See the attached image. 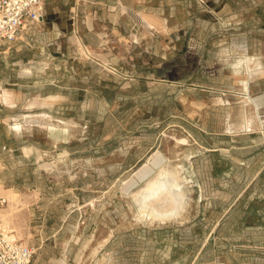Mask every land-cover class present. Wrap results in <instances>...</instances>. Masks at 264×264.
<instances>
[{
    "label": "rangeland",
    "instance_id": "rangeland-1",
    "mask_svg": "<svg viewBox=\"0 0 264 264\" xmlns=\"http://www.w3.org/2000/svg\"><path fill=\"white\" fill-rule=\"evenodd\" d=\"M22 31L60 95L39 189L0 179L32 264H264V0H51Z\"/></svg>",
    "mask_w": 264,
    "mask_h": 264
},
{
    "label": "crops",
    "instance_id": "crops-1",
    "mask_svg": "<svg viewBox=\"0 0 264 264\" xmlns=\"http://www.w3.org/2000/svg\"><path fill=\"white\" fill-rule=\"evenodd\" d=\"M23 39L21 31L15 41L0 49V144L8 147L0 155L12 160L10 168L1 165L0 179L7 190L17 189V183H23L19 191L28 195L39 189L38 170L41 180L43 176L38 159L42 146L37 137H42L45 116L54 117L57 113L60 95L44 92L47 83L43 62L31 56L32 48L24 45ZM51 125L54 127V123ZM8 170L10 175L5 177ZM30 170L35 172L36 182L29 175Z\"/></svg>",
    "mask_w": 264,
    "mask_h": 264
},
{
    "label": "built area",
    "instance_id": "built-area-1",
    "mask_svg": "<svg viewBox=\"0 0 264 264\" xmlns=\"http://www.w3.org/2000/svg\"><path fill=\"white\" fill-rule=\"evenodd\" d=\"M50 1L0 0V49L15 41L24 28L43 19ZM6 150L8 147L0 144V153ZM36 251L34 245L24 243L13 230L0 227V264H32Z\"/></svg>",
    "mask_w": 264,
    "mask_h": 264
},
{
    "label": "bare ground",
    "instance_id": "bare-ground-1",
    "mask_svg": "<svg viewBox=\"0 0 264 264\" xmlns=\"http://www.w3.org/2000/svg\"><path fill=\"white\" fill-rule=\"evenodd\" d=\"M247 59H248V58H247ZM245 60H246V58H245ZM245 60H244V62H245ZM246 61H249V60H246ZM248 63H249V62H247V65H249ZM244 66H245V65H244ZM248 67H249V66H248ZM246 68H247V67H246ZM247 69H248V68H247ZM242 75H243V74H242ZM244 82H245V81H244ZM246 82H247V81H246ZM247 86H248V85H247ZM248 95H249V94H248ZM42 127H43V126H42ZM153 186H154V185L152 184V185H151V188H152ZM149 212H150V211H149Z\"/></svg>",
    "mask_w": 264,
    "mask_h": 264
}]
</instances>
